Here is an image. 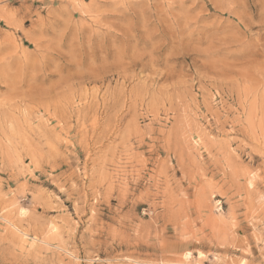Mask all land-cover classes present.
<instances>
[{
	"label": "rangeland",
	"instance_id": "rangeland-1",
	"mask_svg": "<svg viewBox=\"0 0 264 264\" xmlns=\"http://www.w3.org/2000/svg\"><path fill=\"white\" fill-rule=\"evenodd\" d=\"M0 264H264V0H0Z\"/></svg>",
	"mask_w": 264,
	"mask_h": 264
}]
</instances>
